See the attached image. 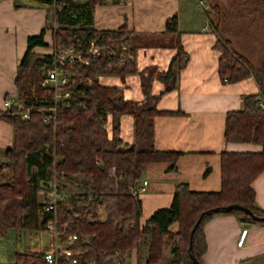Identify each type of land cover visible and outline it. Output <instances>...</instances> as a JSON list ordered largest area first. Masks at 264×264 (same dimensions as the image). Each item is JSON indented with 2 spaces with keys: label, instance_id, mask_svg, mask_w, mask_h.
I'll return each instance as SVG.
<instances>
[{
  "label": "trees",
  "instance_id": "16d2710c",
  "mask_svg": "<svg viewBox=\"0 0 264 264\" xmlns=\"http://www.w3.org/2000/svg\"><path fill=\"white\" fill-rule=\"evenodd\" d=\"M52 11L50 22L52 50L68 45L83 51L87 40L117 47L124 43L134 52L139 45H149L156 39L127 30L120 26L115 30H95L92 12L96 4L123 0H35ZM211 6L216 35L214 47L221 52L217 73L220 78L235 82L252 77L257 93L241 98V109L225 113L223 140L252 143L260 146L259 152L222 151L219 155V189L217 191H192L186 183L174 185L167 207L153 210L142 225L138 223L139 199L131 193L147 162L167 161L169 170H175L176 151H160L153 147L152 119L157 114H174L177 110H159L155 103L161 93L175 88L178 70L187 62L178 37L176 21H165L164 30L155 37H167L162 46L174 47L165 70L155 66L143 67L136 74L142 99L130 101L123 97L121 87L99 83L102 75H116L123 79L135 72L131 58L119 61L105 52L98 57H87V62H75L66 69L73 75L69 96L56 103L53 121L43 122L38 107L52 102L51 93H43L39 86L45 70L53 65L52 53L32 52L34 46H43V29L26 37L25 50L15 66L13 85L16 102L8 108L14 111L19 105L31 106L29 116L21 119L17 114L0 112V119L11 126V144L2 151L0 161V231L13 228L27 232L44 230L51 214L42 212L40 191L52 175L58 176L56 186L64 188L77 177H85L84 191H66L55 204V226L65 227V234H74L75 240L68 246L77 264H123V257L134 248L136 264H159L164 258V247L170 238L169 257L163 264H192L190 252L198 264L205 250L202 227L216 213L241 215L238 210L211 212L228 204L244 206L256 217H264V211L254 205L252 179L264 169V54L252 64L232 47L231 37L241 27L242 15L250 18L247 24L258 23L264 17V0H226V7L218 0H207ZM58 4V5H57ZM239 6V8H237ZM237 8V9H236ZM243 10V12H242ZM246 24V25H247ZM233 38V37H232ZM157 80L163 85L161 93L151 94L150 85ZM132 118V142H123L119 136V117ZM109 122V132L104 128ZM98 160L102 166L95 164ZM114 176H109L110 167ZM116 178L120 181L117 182ZM43 186V187H42ZM43 191V192H44ZM67 193V194H66ZM104 211L99 219L97 212ZM191 248L188 251L189 232ZM176 223L174 232L168 226ZM141 247H144L142 252ZM45 249L16 251L12 264H49L42 254ZM68 257L57 252L55 264H67Z\"/></svg>",
  "mask_w": 264,
  "mask_h": 264
},
{
  "label": "crops",
  "instance_id": "0c3cea01",
  "mask_svg": "<svg viewBox=\"0 0 264 264\" xmlns=\"http://www.w3.org/2000/svg\"><path fill=\"white\" fill-rule=\"evenodd\" d=\"M207 10L199 8L195 0L106 1L93 8L95 30H115L124 25L127 30L148 36L149 40L156 39L155 43L135 48V72L126 74L122 80L110 74L99 77L102 85L121 87L123 97L130 101L143 97L136 72L148 65L165 70L175 53L174 47L158 44L167 43V37H155L164 30L167 19L175 18L177 37L187 54L186 64L178 70L175 88L161 93L162 83L153 80L150 85L151 94L161 93L155 103L157 109L177 110L174 114L154 115L153 147L176 151L179 155L175 170H169L167 161L144 164L137 181V185L146 182L137 194L139 225L153 210L170 204L177 183H186L192 191H217L222 151H260L257 144L223 140L225 113L240 110L242 96L257 93V86L252 77L235 82L219 77L221 52L213 46L215 16L210 5ZM51 19L50 8L35 0H0V112L4 109V97L15 94V66L24 53L26 37L43 29L44 45L31 50L39 54L52 52ZM104 128L109 132V122ZM118 136L123 142H132V118L127 114L119 117ZM11 138V126L0 119V161ZM250 186L254 205L264 211V169L252 179ZM97 217L104 218L102 209L98 210ZM175 227L173 222L168 229L174 232ZM241 229L246 231L241 245L237 246L235 242ZM202 232L205 250L200 264H264V223L249 222L241 215L216 213L204 222ZM51 243V235L45 230L27 232L5 228L0 231V264H12L16 251L47 250ZM126 258L128 264H136L134 248Z\"/></svg>",
  "mask_w": 264,
  "mask_h": 264
},
{
  "label": "built area",
  "instance_id": "2783aa9c",
  "mask_svg": "<svg viewBox=\"0 0 264 264\" xmlns=\"http://www.w3.org/2000/svg\"><path fill=\"white\" fill-rule=\"evenodd\" d=\"M58 2L57 0H53ZM199 8L208 9V5L205 0H195ZM58 5V4H57ZM208 11V10H207ZM87 47L83 51L76 50L72 45H68L60 50L53 51V65L51 68L45 70L42 80L39 82V86L43 89V93H51L52 102L47 105H42L38 107L39 117L41 121H53L55 116V107L56 103L65 99L69 96L70 85L72 80L68 81L70 72L66 69V66H70L75 62H87V57H98L103 53L107 52L112 56H115L119 61H123L126 58L133 59V53L129 51L128 47L124 43H120L117 47L99 44L93 39H88ZM225 81V79H222ZM12 104H17L16 95H7L3 100V112L17 114L21 119H26L29 116V111L31 106L22 107L18 106L14 111H8V108ZM259 104H264V99L259 100ZM97 167L102 168L100 162L95 160ZM109 176H114V167L111 166L108 172ZM59 179V175L56 177L52 175L51 179L47 180L44 185L47 189L43 192L40 191L39 194L42 198V212L50 213L51 217L45 224V231L49 232L51 235V246L49 249L45 250L42 254L43 259L49 264H55L57 252L63 256L68 257L67 264H77V259L74 257V254L71 252L68 247L72 241L75 240L74 234H65V227L57 228L55 226V204L58 200L65 196V192L56 186V182ZM116 181L119 182L120 179L116 178ZM146 182L142 181L140 185H136L134 188L130 187L131 193L138 194L143 190ZM43 187V186H42ZM245 229H241L237 236L235 244L237 246L241 245L243 237L245 234ZM91 264V263H85ZM112 264H118L117 260H114ZM123 264L127 263L126 256L123 257Z\"/></svg>",
  "mask_w": 264,
  "mask_h": 264
},
{
  "label": "rangeland",
  "instance_id": "374dc122",
  "mask_svg": "<svg viewBox=\"0 0 264 264\" xmlns=\"http://www.w3.org/2000/svg\"><path fill=\"white\" fill-rule=\"evenodd\" d=\"M218 1H220L221 6L226 7L227 5L226 0H218ZM207 5L209 6L208 3ZM237 8H239V6H237ZM242 16L244 17V19H241L240 23H241V27L244 26L245 28L242 31L241 30L235 31V36L233 35L232 36L233 38L231 37L233 44L232 47L237 53H239L241 56H243L246 60H248L254 65L260 60V58L264 54V17L261 19L257 18L256 21L258 23H255L254 25L253 24L250 25L247 24V21L250 18V16L248 15H242ZM64 186L65 187L62 188L64 192H66L67 190L70 192L84 191L83 189L87 187L85 177L83 176L72 179L69 183H66ZM172 239L173 238L167 240V243L163 250L164 258L159 264H163L164 261L169 257L168 250L172 242ZM141 250L143 252L144 247H141ZM135 256H136V252H135Z\"/></svg>",
  "mask_w": 264,
  "mask_h": 264
},
{
  "label": "water",
  "instance_id": "95a60500",
  "mask_svg": "<svg viewBox=\"0 0 264 264\" xmlns=\"http://www.w3.org/2000/svg\"><path fill=\"white\" fill-rule=\"evenodd\" d=\"M263 88H264V78H263ZM218 210H222V211H225V212L226 211H229V210H238V211H241L243 214H246L247 216H250L253 220H257V221L264 222V217H256V216H254L251 213V211L249 209H247L244 206L237 205V204H228V205L223 206L221 208L215 207V208H212L210 211L211 212H216ZM199 219H200V216L195 220V222L193 223V225H192V227L190 229V232H189V241H188V245H187V250L188 251L191 248V244H190L191 233H192L193 229L195 228V226L198 224ZM188 256H189L192 264H198L197 261L195 260V258L193 257V255L190 252L188 253Z\"/></svg>",
  "mask_w": 264,
  "mask_h": 264
}]
</instances>
